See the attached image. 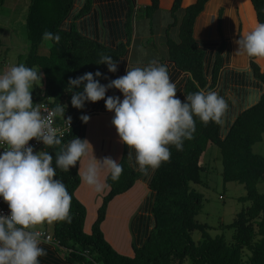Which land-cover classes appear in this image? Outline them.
Here are the masks:
<instances>
[{
	"label": "trees",
	"instance_id": "1",
	"mask_svg": "<svg viewBox=\"0 0 264 264\" xmlns=\"http://www.w3.org/2000/svg\"><path fill=\"white\" fill-rule=\"evenodd\" d=\"M93 1L84 0L75 18L86 15ZM127 1L129 10L125 22L115 21L107 32L109 38H121L126 34V39L124 37L115 45H110L90 36L94 34V22L87 24L88 28L83 31L77 28L75 20L64 25L71 16L76 0H31L26 18L28 49L22 64L31 73L35 66L40 67L45 85L43 88L36 86L30 95L16 98L14 106L20 104L24 112L37 101H47L56 111L58 121L66 117L75 124L70 133L57 138L45 148L47 158L37 162H31L28 158L24 164V167L32 164L47 169L49 183L46 187L54 190L53 198L47 205V210L54 217L50 232L63 246L72 249L63 252L71 264H186L188 260L190 264H264V192L257 189V184L264 181V156L255 153L252 148L254 143L262 140L264 134V92L255 104L237 115L227 134L221 137L222 107L217 106L211 92L218 84L224 61L222 51L226 40L222 35L223 9L218 15L222 39L216 50L209 80L206 51L194 33L196 20L209 0H195L185 7L183 1L186 4L192 0H174L170 9L172 21L165 28L168 60L188 76L183 97L161 106L159 110L160 138L164 139V146L150 180L155 191L152 230L141 245L132 242L133 253L126 254L110 243L102 228L108 202L132 189L151 162L154 154L151 144L147 162L140 171L125 160V148L123 158L106 177L109 191L98 208L96 219L87 229V208L76 195L81 175L77 166H66L65 147L78 136L82 115L92 98L102 92L109 73L115 71L118 65H124L123 58L128 54L133 36L131 15L135 13L134 0ZM150 1L142 8V15L149 19L148 42L153 46V19L159 10L160 0ZM251 1L257 21L264 28V0ZM4 2L0 0V6ZM179 12H182L180 17ZM175 26L178 27V39L171 35V29ZM238 39L248 50L251 72L264 86V69L256 61L255 45L240 33ZM163 59H160L162 70L159 81L152 90L148 91L142 80L137 82L142 98L156 94L166 85L170 69ZM7 99L0 100L1 105L6 107L0 114V138L18 125L12 119L13 106H7ZM138 105L135 111L137 126ZM124 138L127 139V134ZM209 143L220 147L223 180L244 184L246 194L240 196L239 200L250 201V205L238 212L228 224L235 229L231 243L226 241L224 235L207 237L208 225L195 220V215L202 209V194L193 189L190 183L202 181L203 167L199 158ZM22 188L21 183L19 189ZM195 229L203 232L205 238L202 241L193 239ZM4 230L6 237L3 245L6 246L11 242L13 232ZM121 241L116 245L123 248L128 239L121 236ZM244 248L250 250L247 258H244ZM2 253L3 248L0 249V256Z\"/></svg>",
	"mask_w": 264,
	"mask_h": 264
},
{
	"label": "rangeland",
	"instance_id": "2",
	"mask_svg": "<svg viewBox=\"0 0 264 264\" xmlns=\"http://www.w3.org/2000/svg\"><path fill=\"white\" fill-rule=\"evenodd\" d=\"M126 1L127 0H94L90 11L83 17L76 19L75 15L84 3V0H76L71 16L65 21L64 25L70 24L75 20L77 28L83 31V29L86 30L88 28L87 24L94 22L95 26L92 24V29L93 27L95 28L94 34L90 36L110 45L115 44L119 37L109 38L110 35L108 36L107 32L113 27L115 21L120 23L125 22L126 13L129 10V2ZM142 1L143 0H134L135 13L131 15L133 36L129 45V59L133 61H143L142 63L145 65H155L161 58H164V63L168 65L170 72L173 73V67L168 61V47L165 43L166 21L171 19V15L166 11L160 13L157 11L154 14V40L152 46L147 39L150 37L149 19L142 15ZM172 2L173 0L166 1L168 5H166L165 9L170 8ZM192 2L194 1L192 0ZM30 3L31 0H5L4 4L0 6V100L8 98L7 104L8 102H13L12 119L14 123L16 122L17 124L20 115L15 109L23 111V108L19 106L20 104L14 106L16 98L21 95H30L33 93L36 86L43 88L45 85L44 75L40 67L35 66L31 73L30 70L22 64V58L28 49L26 18ZM249 3L250 0H211V2L208 3V15L206 20L205 15L197 20L198 26H203L206 21L210 23L209 29L216 31L215 13L219 7L224 8L223 19L225 20V34L233 38L234 59L238 65H244L247 62L246 50L234 36L233 30L235 27L237 28L238 24L241 25V34L243 36L245 34L252 40L257 50L264 47V29L258 23L252 25L256 19ZM185 6L186 4L183 1V7ZM179 13L182 14V12ZM171 33L173 37H176V26L171 29ZM124 36L126 39L125 34ZM47 42H50V40L47 39ZM48 44L49 43H46V45ZM259 53H262V55L258 61L261 65H264V48ZM123 64V66L118 65L117 69L120 70L121 66L122 68L126 67L125 62ZM147 78L149 81H152V76L147 75ZM121 79L122 77L118 78L119 81ZM171 81L169 77L166 85L161 90H165L166 86H168ZM127 82L128 88L132 93L136 94V92L133 91L135 86L134 75H130ZM145 83L147 84L148 82ZM182 88L183 85L178 88H171L170 93L173 96L162 100L161 104H159L160 107L169 102L181 99L183 97ZM147 90H152V87L147 86ZM104 92H106L108 96L110 94L114 97H110L111 99L106 102L99 103L97 108H100V112L109 111L107 115L118 120L115 133L113 134L114 136L112 135L113 137L111 138L114 149H116L113 152L115 155L114 161L109 164L113 166H105L108 172H110L111 168L123 158L126 147L127 152L125 160H128V148L129 146L133 147L136 142L145 145L146 149H148V155L150 144L154 149L153 155L160 154L163 150L164 141L161 144V140H159L156 135V129H158V112L156 107L158 106H156L157 101H155V98L161 91L150 97H145V101L135 99L136 97H133V95L124 96L123 100H119L122 97L124 88H120L117 83L113 82L112 85L108 84L104 87ZM134 101L136 102L135 104ZM140 101H142L141 105H138ZM28 105L29 103L27 106ZM137 105L139 106L138 126L135 116ZM90 106L89 104L88 108H90ZM5 108L6 107H3L0 103V114L3 113ZM100 112L82 115L83 119L79 122V128L81 126L79 136H81V138L84 137L86 129H89L91 125L97 127L100 123ZM61 119H63V117H61ZM124 124L126 125V133L124 132ZM125 134H127V139L124 138ZM98 136L97 132H95L92 140L88 141L86 139V142L82 143L83 145L81 148L87 149L88 151L90 150V153L94 151ZM252 148L255 153L264 156V134L262 140L254 143ZM45 158H47V153L43 148L33 150L29 156L31 162H37ZM199 163L203 167L201 170L202 181L199 183H190L193 189L202 194V209L195 215V220L208 225V228H206L207 237L224 235L226 241L231 243L233 242L235 229L229 227L228 224L235 219L238 212L250 205V201L239 200L240 196L246 194V188L242 183L236 181L225 182L223 180L222 154L217 144H208L206 150L200 155ZM143 167L144 166H142V168ZM22 173V187L26 192L24 198L26 212L28 217L33 219V223L28 226V229L47 228L51 230L54 224V217L47 210V205L53 198L54 190L46 187L49 183L47 169L42 166L37 168L32 164H28L24 167ZM145 180L142 179V184H134L133 187H135L136 190L134 189L133 193L124 194L126 197V201H124L123 204L124 207H118V211H114V216L120 213L121 209L124 213L127 209L129 212L127 214H118L115 217V221L122 217L126 224H129V227H131L133 226V222H135V216L145 218V221L148 222V230L151 231L154 224L152 210L155 201V191L151 187L150 182ZM82 184L79 195L84 197V193L88 189L90 193L88 197L84 198L90 204L97 203L99 200H101L102 203L104 196L109 191H107V188H109L107 181L99 185L93 184L89 181L87 176H85ZM257 189L259 192H264V181H260L257 184ZM112 200L108 202L106 216H108ZM145 201L146 203H150V206L146 210H144V206L146 205ZM192 237L196 242L202 241L205 238L203 232L199 229H195L192 232ZM128 251L132 253V250ZM243 253L244 258H247L250 254V250L244 248ZM186 264H190V261H186Z\"/></svg>",
	"mask_w": 264,
	"mask_h": 264
},
{
	"label": "crops",
	"instance_id": "3",
	"mask_svg": "<svg viewBox=\"0 0 264 264\" xmlns=\"http://www.w3.org/2000/svg\"><path fill=\"white\" fill-rule=\"evenodd\" d=\"M166 1L168 0H160L159 10H158L159 13L162 11H166L167 13L168 12L170 13V9L172 5L170 8L165 9L166 5H168ZM191 2L192 1L186 3V6L191 4ZM209 2H211V0H209L208 3ZM150 3H151L150 0H143L141 5L144 7L146 5H149ZM249 4L253 9V14L256 19V21H254L252 25H255L257 23L260 24L257 21L256 12L251 0ZM207 7L208 4L205 7L204 11L198 16L197 20H199V18L204 15L206 20L208 15ZM221 8L224 11L223 7H219L214 16V18H216V25H215L216 31H212L211 29H209L210 27L209 22L205 21L203 26L201 25L198 26L196 20V24H195V31H194L195 37L198 40L201 47L206 51V70H207L208 80L210 77V70L212 68V64L214 63L216 50L220 46L222 39L218 28V15ZM181 15L182 14L179 13V17ZM171 21H172V17L169 21H166V26ZM224 27H225V20L223 19V14H222V35L223 38L226 40L225 48L222 51V56L224 58V61L222 68L220 70L218 84L215 87V89L211 92L215 96L217 106L222 107V121L220 126L221 137H224L227 134L233 122L235 121L237 115L242 110L255 104L259 100L261 94L264 92L263 84L251 72L248 50L238 39L239 33L241 34L242 32L241 25L238 24L237 28L235 27L233 31L235 34L234 35L235 38L244 47L247 53V62L244 65H238V63H236L234 59L235 54L233 52V38L225 34ZM177 34H178V27H177ZM122 36L123 37L118 38L117 40L120 41L122 38L125 37L124 35ZM242 37H244L245 39L249 40L254 44V42L250 40L245 34L244 36L242 35ZM173 38L178 39V35H176V37ZM117 42H115V44ZM263 48L264 47H262L259 50H257L256 48L257 50L256 61L258 62V64L261 66L262 69H264V65H261V63L258 60L259 58H261L262 55V53L259 52H261ZM128 50H130V48H128ZM129 57L130 55L128 51L127 56L123 58L125 60L126 67L120 70L116 69L115 71L109 73V76L107 77L103 85L102 92L92 98L90 102L91 106L90 108L87 109L88 111H86L83 114V116L88 115L90 113H94V114L99 113L100 108H97V105L101 102L108 101L109 99H111L110 97H114L110 94L108 96V94L104 92V87L108 84L112 85L113 82L117 83L120 88H124L122 97L119 100H123L124 96L133 95V97H136L135 99H141L145 101L144 98H142L141 96V91L137 82L139 80H142L144 83L148 82L147 84L145 83L146 86H150L153 88V86H155L159 81V74L162 70L161 61L156 62L155 65H145L142 63L143 61H137V60L133 61L130 60ZM171 65L174 71L173 73L172 72L169 73V77L172 81L169 82V85L166 86V89L161 90V92L155 98V101H157L156 106H158L156 107L157 109L154 108L158 112V129H156L157 130L156 135L159 138V140H161L160 142L161 144L163 143L164 139L163 138L160 139L161 128H160L159 104H161L162 100L173 96L170 93L171 88H178L179 86L182 85L184 88L185 80L188 76V74L178 71L172 63ZM130 75H134L135 86L133 91H135L136 94L132 93V91L128 88L127 80ZM147 75L150 76L155 75V76L152 81H149ZM119 77H122L120 81L118 80ZM135 103L136 102L134 101V104ZM108 112L109 111H101L100 112L101 115H99L100 123L97 125V127L92 126L90 124L91 125L90 128L86 129L84 137L82 138L81 136H79L81 130V126H80L78 136L73 140H71L70 142H68L65 147L66 166L68 167L77 166L81 175V183L76 191V195L80 199V201H82V203L85 204L87 208L86 227L88 230L90 229L92 222L97 217V211L99 206L101 205V200H99L97 203L95 202L94 204L92 203L90 204L84 198V197H88L90 193L89 190L88 189L86 190V192L84 193V197L79 195V191L83 185L82 183L84 182L85 176H87L89 181L93 184L99 185L105 182L106 177L109 173L108 170L105 168V166L106 165L108 166L109 164H111V162L114 161L115 155L113 154V152L116 149H114V144L113 141H111V138L114 136L113 134L115 133V127L118 124V120L107 115ZM82 119L83 118H81V120ZM95 132H97L99 136L97 137V142L94 151L90 153V150L88 151L87 149H82L81 146L83 145L82 143L86 142V139L88 141L92 140V137L94 136ZM162 151L158 155L155 154L154 157L156 160L154 159L152 160L147 171L144 174H142L140 177H138L135 184H142L141 183L142 179L143 180L146 179L147 181L150 182L154 174V169L158 164L157 159L158 158L160 159L162 155ZM147 157H148V149H146L145 145H141L140 142H136V144L133 147L129 146L127 159L130 166H132L135 170L140 171L142 169V166L145 165ZM109 166H113V165H109ZM22 178H23V173H22ZM134 189L136 190V188L133 187V189H130L129 191L116 196L112 200L111 208L108 211V216H106V219L102 223V228L104 230L105 236L110 241V243L115 247L117 246L116 248H119L121 251H123L126 254L133 253L132 242H135V244L137 245H141V243L146 239L147 235L150 232V230H148L149 227L148 222L145 221V218H140L135 216L134 219L135 222H133V226L131 227H129V224H126L125 220H123L122 217L118 218V220L116 219L117 222L115 221V217L118 214L120 213L127 214L129 212V210L126 209V212L124 213L121 209V212L116 214V216H114V211L115 212L118 211V207L120 208L124 207L123 204L124 201H126V197L124 196V194L130 192L133 193ZM108 190L109 188H107V191ZM148 203L149 202H147L146 205L144 206V210L148 209L147 208ZM32 223H33V219L30 218V223L28 224V226ZM28 226H27V230H17L13 232V238L11 242L6 246L3 245L6 237L5 230L3 228H0V249L3 248V253L0 256V264H71L64 257L63 252L67 251L64 248L65 246L64 247L56 246L44 240L30 242L28 230H32V229H28ZM44 229L49 230L47 228ZM139 229L141 231H139ZM121 236H125L128 239L126 244L123 245L124 246L123 248H120L118 247V245H116V242H118L119 240L121 241ZM128 250H132V253Z\"/></svg>",
	"mask_w": 264,
	"mask_h": 264
},
{
	"label": "built area",
	"instance_id": "4",
	"mask_svg": "<svg viewBox=\"0 0 264 264\" xmlns=\"http://www.w3.org/2000/svg\"><path fill=\"white\" fill-rule=\"evenodd\" d=\"M4 96V95H3ZM13 102H8L12 106ZM20 115L18 125L0 138V228L10 232L27 230L30 217L26 212V192L19 189L22 170L33 150L47 148L57 138L71 132L75 124L63 117L58 121L56 111L47 101H37ZM29 241L44 240L64 247L49 230L36 228L28 232ZM67 251L71 248L64 247Z\"/></svg>",
	"mask_w": 264,
	"mask_h": 264
},
{
	"label": "flooded vegetation",
	"instance_id": "5",
	"mask_svg": "<svg viewBox=\"0 0 264 264\" xmlns=\"http://www.w3.org/2000/svg\"><path fill=\"white\" fill-rule=\"evenodd\" d=\"M154 156H155V155L152 156V160H153V159L156 160ZM157 158H158V157H157ZM152 160H151V162H152ZM158 161H159V158L157 159V162H158ZM146 162H147V160H146ZM146 162H145V163H146ZM151 162L149 163V165H148V167L146 168L145 172H146L147 169L149 168ZM155 166H156V165H155ZM155 169H156V168H155ZM155 169H154V172H155ZM145 172H144V173H145ZM144 173H143V174H144ZM147 205L150 206V203H148Z\"/></svg>",
	"mask_w": 264,
	"mask_h": 264
}]
</instances>
